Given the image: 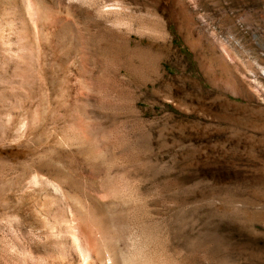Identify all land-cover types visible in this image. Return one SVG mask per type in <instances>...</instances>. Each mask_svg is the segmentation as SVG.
I'll return each mask as SVG.
<instances>
[{"label":"rangeland","instance_id":"rangeland-1","mask_svg":"<svg viewBox=\"0 0 264 264\" xmlns=\"http://www.w3.org/2000/svg\"><path fill=\"white\" fill-rule=\"evenodd\" d=\"M44 2L84 27L94 62L33 143L0 134V264H43L12 195L41 169L134 197L159 264H264V0ZM68 125L79 138L61 144Z\"/></svg>","mask_w":264,"mask_h":264},{"label":"bare ground","instance_id":"bare-ground-1","mask_svg":"<svg viewBox=\"0 0 264 264\" xmlns=\"http://www.w3.org/2000/svg\"><path fill=\"white\" fill-rule=\"evenodd\" d=\"M94 1L105 8L123 3ZM49 11L44 0H0V134L29 143L48 112L58 105L67 110L75 106V98L69 100L59 86L74 74L77 84L88 86L83 73L94 62L78 20L69 12L60 17ZM53 21L63 31L52 27ZM4 121L11 125L8 131L1 130ZM62 132L61 144L73 135L79 138L72 125ZM67 174L41 169L12 189L35 220L36 242L29 249L34 258L43 264H159L150 252L149 237L134 221V197L101 198ZM51 188L64 194L62 208Z\"/></svg>","mask_w":264,"mask_h":264}]
</instances>
